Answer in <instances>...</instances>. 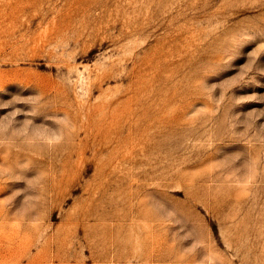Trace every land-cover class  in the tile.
I'll list each match as a JSON object with an SVG mask.
<instances>
[{
  "label": "rangeland",
  "instance_id": "obj_1",
  "mask_svg": "<svg viewBox=\"0 0 264 264\" xmlns=\"http://www.w3.org/2000/svg\"><path fill=\"white\" fill-rule=\"evenodd\" d=\"M0 264H264V0H0Z\"/></svg>",
  "mask_w": 264,
  "mask_h": 264
}]
</instances>
